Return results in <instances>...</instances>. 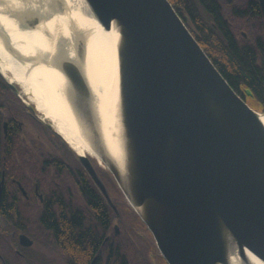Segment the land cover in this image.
Masks as SVG:
<instances>
[{
	"label": "water",
	"instance_id": "water-1",
	"mask_svg": "<svg viewBox=\"0 0 264 264\" xmlns=\"http://www.w3.org/2000/svg\"><path fill=\"white\" fill-rule=\"evenodd\" d=\"M79 1L115 36L111 134L94 109L81 38L56 68L95 157L166 263L264 264V110L234 91L169 0ZM40 17H23L22 26ZM76 154L112 205L90 158ZM19 242L32 244L24 234Z\"/></svg>",
	"mask_w": 264,
	"mask_h": 264
},
{
	"label": "trees",
	"instance_id": "trees-1",
	"mask_svg": "<svg viewBox=\"0 0 264 264\" xmlns=\"http://www.w3.org/2000/svg\"><path fill=\"white\" fill-rule=\"evenodd\" d=\"M179 1L193 14L196 5L192 0ZM203 6L207 8L206 6L210 5L205 2ZM202 27V37L205 41L204 44L201 42V45L206 54L235 90L240 91L248 87L258 96L256 99L247 98L250 105L255 109L264 110V44H259L258 51L248 44L237 42L225 26L221 25L219 32H214L208 22ZM38 132L40 140L47 143L41 147L39 163L14 162V158L20 160L22 157L12 153L10 149H7L5 154L0 148V179L3 174L4 186L12 183L11 177H17L29 195L25 198L17 191L16 196H9L4 187L1 196L0 254L6 258L7 264H52L47 251L53 241L61 247L69 260L68 264H147L142 255H139L133 240L116 249H97L100 248L109 218H112L106 199L98 193L77 163L73 150L42 120ZM0 140L4 141L2 138ZM10 158L12 160H9ZM45 158H49L50 162H43ZM92 162L98 170L101 169L96 159ZM55 163L56 167L52 168ZM66 163L69 165L68 169ZM100 171L108 173L104 169ZM57 173L72 179L75 187L71 194L66 192L65 186L49 185L51 181L48 175ZM24 174L32 177H24ZM35 182L43 195V203H40L32 192ZM11 201L15 207L21 209L12 211ZM20 204L29 208H23ZM22 228L29 229L28 234L34 240L29 249L30 253L24 256L16 254L9 244L13 236L11 231H15L13 240L16 243V234ZM37 245L47 251L42 249L38 252ZM106 252L108 256L104 259Z\"/></svg>",
	"mask_w": 264,
	"mask_h": 264
},
{
	"label": "bare ground",
	"instance_id": "bare-ground-1",
	"mask_svg": "<svg viewBox=\"0 0 264 264\" xmlns=\"http://www.w3.org/2000/svg\"><path fill=\"white\" fill-rule=\"evenodd\" d=\"M34 13L41 16L38 22L23 27V17ZM80 38L85 43L84 70L94 94V109L108 136L118 89L114 34L102 29L79 0H0L1 73L76 153L96 156L72 109L70 89L56 68L61 54H75Z\"/></svg>",
	"mask_w": 264,
	"mask_h": 264
},
{
	"label": "flooded vegetation",
	"instance_id": "flooded-vegetation-1",
	"mask_svg": "<svg viewBox=\"0 0 264 264\" xmlns=\"http://www.w3.org/2000/svg\"><path fill=\"white\" fill-rule=\"evenodd\" d=\"M169 1L195 39H198L196 40L202 48L203 46L201 45V42L204 44L205 41L204 37H202V26L205 22H208L214 32H219L221 25L225 26L226 30L229 31L231 36L237 42L248 44L256 48L258 51L260 49L259 44H264V0H192L196 5L193 14L190 13L188 8L182 5L179 0ZM205 2L209 3L210 6H206L207 8H205L203 6ZM211 61L213 62V60ZM213 64L216 66L214 62ZM234 91L246 102L248 101V97L253 99L258 97L248 87H245L240 91L234 89ZM250 106L253 107L252 105ZM41 120L42 119L37 115L35 110L28 108L21 99V96L14 92V90L0 75V138L4 139V141L0 140V148L3 149V153L5 152L6 154L7 149H10L12 153L22 157L20 160L14 158V162L20 163L19 161H21L22 163H39L41 158V147L47 144L40 140V134L38 131ZM9 160L12 159L10 158ZM42 161L49 163L50 159L45 158ZM76 161L85 171L87 177H89V179L92 181L98 193L104 199H106L77 157ZM90 161L98 173L100 179L103 181L108 195L113 203L112 205L109 204L106 199L111 210L110 214L112 215V218H109L107 229L105 234L103 232L104 237L99 245L100 248L98 247L97 249L103 250L104 247H113L116 249L117 247L124 245L125 242H130L133 240L135 241L139 255H142L147 264H167L159 251L156 250L151 233L139 219L134 210L124 201L121 191L116 185L111 174L109 172L106 174L104 171L98 170L91 158ZM65 166L67 169L69 168L67 163ZM53 167H56V163L52 165V168ZM23 176L32 177V175L29 174H24ZM39 176L40 175H37V177ZM48 176L50 177L51 181L49 184L50 186H65L66 192L71 194V191L75 186L70 177L58 173L49 174ZM105 176L107 179H105ZM2 177V193L5 187L6 194L9 196H16L18 191L25 198H28L29 195L27 189L22 185L17 177H11L10 179L12 183L6 186H4L3 174ZM107 181L110 183V185L107 183ZM33 184V194L36 195L40 203H43V195L41 192H39L37 183L35 182ZM20 186L24 189V193ZM11 204L12 211L21 209V207H15L13 201H11ZM20 205L23 208L27 207L22 204ZM28 208L29 207H27V209ZM28 230L29 229L25 228L24 230L22 228L17 232L15 239L16 243L13 240L15 231H11L13 236L12 240L9 241V244L12 246L13 251L20 256L30 253L31 250L29 249H31V246L34 244V240L28 234ZM20 234H24L30 238L32 240V244L22 245L19 242ZM36 248L38 252L42 249L47 251V249L42 248L41 245H37ZM47 252H49L51 256L52 264L69 263V260L66 259L61 247L57 245L55 241H53L51 248ZM107 256L108 253L106 252V254H104V259ZM94 259L95 258H93L92 261H94ZM104 259L102 258L103 263ZM0 264H7L6 258L1 254Z\"/></svg>",
	"mask_w": 264,
	"mask_h": 264
},
{
	"label": "rangeland",
	"instance_id": "rangeland-1",
	"mask_svg": "<svg viewBox=\"0 0 264 264\" xmlns=\"http://www.w3.org/2000/svg\"><path fill=\"white\" fill-rule=\"evenodd\" d=\"M2 78H3V77H2ZM21 99L23 100L24 104H25L28 108H30L29 106H31V108L35 110V112L37 113V115L42 119V121H43L44 123H48V121H47L46 119H44V118L41 116L40 112L36 109V106H35L34 103H32V102H30L29 100H27L24 96L21 97ZM25 102H26V103H25ZM27 103H28V104H27ZM62 139H63V138H62ZM63 140H64V139H63ZM64 141H65V140H64ZM65 143L68 145V143H67L66 141H65ZM68 147L71 148V146H69V145H68ZM71 149L73 150V152L75 153V155H76V157H77V154H76L75 150H74L73 148H71ZM88 157L91 158L92 160H93V159H94V160L96 159V161H97V163H98V166H100L101 169L107 170V169L104 167L103 163H102V162H99L95 156L88 154ZM77 158H78V157H77ZM101 169H100V170H101ZM107 171H108V170H107ZM105 179H107L106 176H105ZM107 183L110 185V183H109L108 181H107ZM121 194H122V193H121ZM122 196H123V194H122ZM123 199H124V201L127 203V201H126V199L124 198V196H123ZM127 204H128V203H127ZM128 205H129V204H128ZM129 206H130V205H129ZM152 240H153V238H152ZM153 242H154V240H153ZM154 246L156 247L155 242H154ZM156 250H157V247H156Z\"/></svg>",
	"mask_w": 264,
	"mask_h": 264
}]
</instances>
